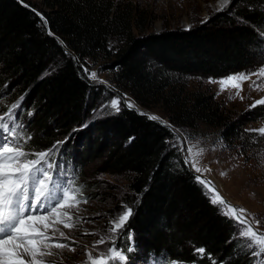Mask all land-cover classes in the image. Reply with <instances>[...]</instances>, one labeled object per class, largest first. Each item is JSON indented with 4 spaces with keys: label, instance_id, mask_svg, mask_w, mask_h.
<instances>
[{
    "label": "trees",
    "instance_id": "16d2710c",
    "mask_svg": "<svg viewBox=\"0 0 264 264\" xmlns=\"http://www.w3.org/2000/svg\"><path fill=\"white\" fill-rule=\"evenodd\" d=\"M146 22L131 1L0 0V96L19 89L30 103L31 151L47 150L87 121L95 123L98 136L86 140L80 161L62 154L74 165L76 186H82V168L100 158L103 173L124 175L123 203L133 209L121 233L127 245L131 233L137 249L163 261L210 264V254L216 264H255L250 251L240 250L245 241L233 239L234 221L209 202L208 189L166 143L175 141L164 123L123 105L119 113L93 118V106L108 91L92 84L80 65L106 62L115 87L144 107L160 105L171 126L195 131L192 138L206 128L236 136L243 124L227 107L214 95L179 88L175 78L225 77L255 67L264 55V0H230L190 29L143 33ZM194 247L206 249L204 258L193 255Z\"/></svg>",
    "mask_w": 264,
    "mask_h": 264
},
{
    "label": "rangeland",
    "instance_id": "374dc122",
    "mask_svg": "<svg viewBox=\"0 0 264 264\" xmlns=\"http://www.w3.org/2000/svg\"><path fill=\"white\" fill-rule=\"evenodd\" d=\"M124 1L133 2L139 10L145 12L147 27H145L143 33L159 32L166 28L193 27L197 23L208 19L213 13L225 8L230 2L229 0L228 4H224L223 0ZM38 13L42 14L39 10ZM135 32H138V30L135 29ZM105 63L86 59V64L83 65L89 73L95 71L98 80L105 81L107 85L90 79L92 84L102 86V89L108 91L93 106L92 116L94 119L113 114V109L103 107V105L108 104L111 99L116 97L117 93H126L128 100L135 105V109L149 115L155 114L161 117L166 124L172 125L168 115L160 105L149 108L144 107L128 92L115 87L112 81V72L104 70L102 67L105 66ZM262 68H264V55L260 57L255 67L225 77L182 75L175 78L179 88L183 87L188 93L202 92L206 95H214L221 105L227 107L230 115L235 116L236 120L243 124L241 130H236V136L224 134L225 128H206L198 131L201 133L200 136L192 138L189 134H194L195 131L191 130L186 133L173 126L181 133L180 139L185 141V146L192 148L191 153L186 152L185 154L201 168L202 172L196 173L194 169L192 170L197 175L202 176L203 179L212 181L225 201L237 208L246 209L245 217L260 232H263L260 225L255 223L256 221L252 219L250 213L264 211V134L257 131L264 127V113L259 109L264 104H257L255 107H251V105L264 99V77L259 75ZM241 73L255 74L250 75L246 80L234 81V83L239 84V88L232 87L230 83L221 91L220 80ZM210 78L217 82L210 83ZM254 84L258 86H254ZM21 97L22 94L19 89L9 95H1L0 106L8 102H16ZM122 105L123 102H121ZM20 107L23 111L19 112V118L28 125L29 130L31 125V121H29L31 115L29 113L32 114L33 109L30 108V103L25 102L24 98ZM3 112H0V115ZM253 114L259 117L255 118L256 116ZM95 126L92 120L81 125L71 137L62 139L63 143L58 146L57 153L71 154L80 161L86 140L93 141L98 136L96 130L94 131ZM86 129H90V131L85 132ZM108 148L107 146L106 149ZM105 155H107V152ZM102 160L103 158H100L82 168L84 176L81 178L80 183L83 191L82 195L77 194V198L81 200V203L77 206L79 211L75 208L69 209L73 217L72 222L76 226L74 228L59 226L67 238L60 242L66 243L68 247L61 250L54 249L57 255L46 258V264H49V261H55L56 264H87V253L89 251L96 255L111 246L110 244H102L93 247L94 243L100 240L101 237L107 239L109 235L107 229L110 226V221L116 220L118 215L122 213L123 206H125L123 196L127 191V180L124 175L103 173L100 169ZM205 168L209 171H203ZM84 198L87 199V203L83 202ZM117 235L119 237L116 240L118 246L134 249L130 253V260L133 264H159V261H163L143 248L137 249L133 238L129 240L127 245L122 241L121 233ZM73 248L75 251L71 250ZM163 262L166 264L165 261Z\"/></svg>",
    "mask_w": 264,
    "mask_h": 264
},
{
    "label": "snow or ice",
    "instance_id": "6c2138e0",
    "mask_svg": "<svg viewBox=\"0 0 264 264\" xmlns=\"http://www.w3.org/2000/svg\"><path fill=\"white\" fill-rule=\"evenodd\" d=\"M228 2L229 0H223L224 4ZM38 15L43 24L47 25L46 18L42 14L38 13ZM49 34L52 33L49 31ZM65 54L71 55L67 50ZM72 58L79 63L77 58ZM80 67L86 78L106 85L105 81L98 80L95 71L89 73L83 65ZM253 74L255 73L234 74L220 80L221 91L230 83L232 87L239 88V84L234 81L246 80ZM259 75L264 77V68L260 70ZM209 82L217 81L210 78ZM254 86L258 85L254 84ZM22 101L23 97L19 98L7 108L3 115H0V264H46V258L57 255L54 249L61 250L68 247L66 243L60 242L67 238L59 226L63 225L64 228L76 226L72 222L73 217L69 209L75 208L79 211L77 206L81 200L77 198V194L82 195L83 189L82 186H75L74 178L68 177L64 165L58 164L55 160L58 146L63 143L62 141L55 142L47 150L31 151L33 145L28 125L17 114L18 111H23L20 107ZM121 102L124 108L135 107L128 100L126 93H117L116 97L103 107H109L119 113ZM257 104H264V99L256 101L251 107ZM139 114L152 121L164 123V126L173 133L175 141H166V143H170V146L183 156L184 164L194 169L196 173L202 172L201 168L185 154L191 153L192 148L185 146V141L180 139L179 130L166 124L155 114L149 115L144 112ZM257 131L264 134V127ZM131 139L133 138H130L129 142ZM203 171H209V169L205 168ZM195 179L208 189L209 202L219 206L221 214L234 221L237 232L233 239L245 241L240 246V250L250 251L251 256L256 258L255 264H264V232L255 229L253 223L245 217L247 210L237 208L225 201L212 181L203 179L200 175H197ZM83 202L87 203V199L84 198ZM132 215V207L123 206V211L118 218L110 221L107 239L101 237L93 245V247L102 244L111 246L96 255L89 251L87 264H133L130 253L134 249L123 248L116 244L119 238L117 234L124 231ZM255 223L259 224V221ZM132 238L131 233H128V239ZM71 250L75 251L74 248ZM205 252L204 247H194L193 255L202 259ZM207 258L210 264H216L210 254ZM165 261L166 264H177L176 261L169 262L168 258H165ZM49 264H56V262L49 261ZM221 264H227V262L222 261Z\"/></svg>",
    "mask_w": 264,
    "mask_h": 264
},
{
    "label": "built area",
    "instance_id": "2783aa9c",
    "mask_svg": "<svg viewBox=\"0 0 264 264\" xmlns=\"http://www.w3.org/2000/svg\"><path fill=\"white\" fill-rule=\"evenodd\" d=\"M250 215L254 221H259L260 228L264 232V211H254Z\"/></svg>",
    "mask_w": 264,
    "mask_h": 264
}]
</instances>
